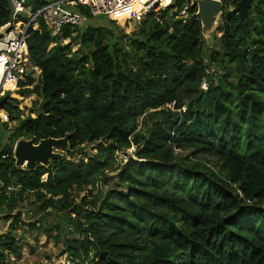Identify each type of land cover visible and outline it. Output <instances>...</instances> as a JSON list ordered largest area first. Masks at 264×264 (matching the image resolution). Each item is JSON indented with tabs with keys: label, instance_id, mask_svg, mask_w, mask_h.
<instances>
[{
	"label": "trees",
	"instance_id": "16d2710c",
	"mask_svg": "<svg viewBox=\"0 0 264 264\" xmlns=\"http://www.w3.org/2000/svg\"><path fill=\"white\" fill-rule=\"evenodd\" d=\"M49 1L27 3L36 12ZM187 3L148 15L132 33L83 6L76 10L86 20L108 26H65L58 38L43 18L30 28V58L42 73L18 94L39 101L23 117L10 99L14 124L0 120V178L17 190L0 194L13 219L0 235V264H11V251L20 257L13 233L23 214L14 212L26 194L33 215L65 214L73 264H264V2L241 22L226 0L211 49L196 10L179 18ZM23 18L0 0V29ZM67 134L63 161L16 168L19 140ZM85 191L87 210L75 197Z\"/></svg>",
	"mask_w": 264,
	"mask_h": 264
},
{
	"label": "built area",
	"instance_id": "2783aa9c",
	"mask_svg": "<svg viewBox=\"0 0 264 264\" xmlns=\"http://www.w3.org/2000/svg\"><path fill=\"white\" fill-rule=\"evenodd\" d=\"M191 1L188 0L183 7L179 18L185 20L189 17ZM221 1L225 3L226 0ZM175 2L176 0H50L43 9L36 12L32 10L26 14V9H29L27 0H10L13 19L24 15L28 20L18 23L10 22L0 29V101L9 93L10 98L12 95H19L21 83H27L32 79L36 84L40 79L42 71L33 64L27 42L30 28L32 26L34 29L38 28V18H43L52 36L58 38L62 36L65 26H71L73 29L83 27L85 18L76 10L78 6L88 8L93 17L122 18L139 24L148 15L172 7ZM202 89L207 91L206 81L203 82ZM0 111L3 112L0 120L9 123L8 113L4 109ZM130 151L134 153L136 148L133 147ZM3 158L7 159L8 156ZM4 191L7 195H11L17 190L6 187L0 178V194Z\"/></svg>",
	"mask_w": 264,
	"mask_h": 264
},
{
	"label": "rangeland",
	"instance_id": "374dc122",
	"mask_svg": "<svg viewBox=\"0 0 264 264\" xmlns=\"http://www.w3.org/2000/svg\"><path fill=\"white\" fill-rule=\"evenodd\" d=\"M32 1V0H29ZM29 9H26V14L30 13L33 10L30 4ZM117 23L123 28L124 32L132 33L135 32L138 28V25L134 22H128L125 19L113 18ZM25 18H23V21ZM109 19L98 18L94 20L84 19L83 29H87L89 26L94 25L95 27H106L108 23L106 22ZM218 35V34H217ZM216 35V36H217ZM69 43V40H64L63 44L66 45ZM207 46L208 49L212 48L213 41ZM78 46L73 48V51H77ZM10 99H17L18 106L23 110V117H27L31 114L34 109V103L39 101V98L36 95L30 97H21L20 95H12ZM3 112L0 111V117ZM35 117V115H32ZM10 126L14 123H8ZM89 149V148H88ZM130 153H133L130 151ZM181 153V152H179ZM67 156L66 153H64ZM80 156H77L74 160H78ZM124 163L126 158H123ZM216 172L219 171V167L215 161H211L210 164ZM47 180V176L44 177V181ZM105 189H108L105 186ZM96 191L93 192L96 195ZM91 194L87 191L76 194L77 204L82 206L85 210L92 206ZM90 196V197H89ZM35 202V198L32 195L26 194L24 200L18 205L14 215L17 212H22V221L24 226H20L19 230L14 232L15 238L17 240V250L20 252V257H18L14 252H9V259L11 264H73L69 257L65 254L64 239L71 237V231L67 229V222L65 214H59L53 210H49V214L46 215H33L31 208ZM7 211H0V214H7ZM73 216V215H72ZM74 217V216H73ZM0 233L8 232L9 226L12 222V218L8 220L6 217L2 219L0 217ZM41 221L42 227L36 225V229H31L30 224H37ZM58 228L61 229V234L59 233ZM47 231H51L48 235ZM61 235L62 239L56 240L57 235ZM15 250V249H14Z\"/></svg>",
	"mask_w": 264,
	"mask_h": 264
},
{
	"label": "water",
	"instance_id": "95a60500",
	"mask_svg": "<svg viewBox=\"0 0 264 264\" xmlns=\"http://www.w3.org/2000/svg\"><path fill=\"white\" fill-rule=\"evenodd\" d=\"M237 4L236 11L244 22L250 12L252 3L259 6L264 0H233ZM191 9L196 10L193 17L201 23L202 35L209 44L217 35L225 12V3L221 0H192ZM10 100V93L0 101V110H3ZM71 135L64 138H47L36 144L33 140L21 139L14 148L15 165L18 169L35 171L39 166L49 167L52 161H63L64 153L71 151ZM121 163L124 164L123 159Z\"/></svg>",
	"mask_w": 264,
	"mask_h": 264
},
{
	"label": "crops",
	"instance_id": "0c3cea01",
	"mask_svg": "<svg viewBox=\"0 0 264 264\" xmlns=\"http://www.w3.org/2000/svg\"><path fill=\"white\" fill-rule=\"evenodd\" d=\"M0 211H2V209H0ZM3 211H6V210H3ZM6 216H8V214H0V217H2V219H4ZM1 221L2 220H0V225H1ZM0 234H2V233H0ZM4 234V233H3ZM10 258V257H9ZM8 258V261H9V263H10V259Z\"/></svg>",
	"mask_w": 264,
	"mask_h": 264
}]
</instances>
